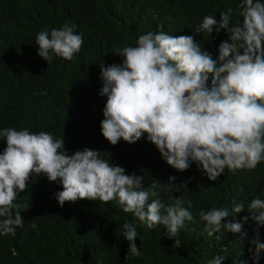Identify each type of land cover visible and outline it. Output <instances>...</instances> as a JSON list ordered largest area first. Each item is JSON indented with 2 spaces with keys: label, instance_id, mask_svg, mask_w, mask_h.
I'll return each mask as SVG.
<instances>
[{
  "label": "trees",
  "instance_id": "16d2710c",
  "mask_svg": "<svg viewBox=\"0 0 264 264\" xmlns=\"http://www.w3.org/2000/svg\"><path fill=\"white\" fill-rule=\"evenodd\" d=\"M238 4L239 0H0V128L51 132L65 137L70 152L85 147L105 150L108 159L129 173L144 175L145 186L155 184L164 203L179 196L191 200L194 216L175 242L164 234L165 226L149 228L115 200L82 198L61 207L53 194L62 185L33 174L15 201L23 225L0 235V264H208L216 254L227 255L222 264H238L250 257L254 221L245 224L246 237L224 228L209 235L199 212L231 208L233 197L243 200L246 208L256 196L264 198V162L255 169H226L212 181L195 163L184 171L173 168L146 138L135 143L121 138L113 145L101 132L107 97L98 95L100 63L122 62L114 50L135 45L138 36L148 31L193 35L217 56L218 45L228 39L227 31H194L205 15L219 20L221 11L229 7L234 10L232 22L242 20L236 14ZM65 21H74L77 31L84 33L81 51L71 61L55 56L48 63L38 55L36 34L59 28ZM2 140L0 151L6 146ZM173 175L177 182L187 181L188 189L182 193L169 189ZM244 215L247 210L237 217ZM125 221L137 226L140 255L129 250L123 237ZM260 231L264 240V227Z\"/></svg>",
  "mask_w": 264,
  "mask_h": 264
},
{
  "label": "clouds",
  "instance_id": "9594fccd",
  "mask_svg": "<svg viewBox=\"0 0 264 264\" xmlns=\"http://www.w3.org/2000/svg\"><path fill=\"white\" fill-rule=\"evenodd\" d=\"M233 12L231 7L221 11L219 20L205 15L194 31H227L228 39L218 45L215 57L193 35L148 31L135 45L114 50L122 62L100 63L98 95L107 97L101 132L111 144L121 138L128 143L146 138L173 168L184 171L195 163L212 181L226 169H255L264 162V0H239L236 14L242 20L232 22ZM78 28L74 21H65L59 28L40 30L35 39L38 55L48 63L55 56L73 60L84 43ZM0 137L6 141L0 151V235L23 225L15 201L33 174L62 185L53 194L61 207L82 198L115 200L149 228L165 226L164 234L175 242L185 222L194 219L191 200L179 196L164 203L155 184L145 186L144 175L129 173L108 159L105 150L85 147L70 152L65 137L28 127L0 128ZM167 187L182 193L188 182H177L173 175ZM245 210L248 215L238 218ZM199 217L209 235L224 228L246 237L245 224L254 221L251 255L238 264H249V259L260 264L264 198L256 196L246 208L243 200L233 197L231 208L202 209ZM121 231L129 250L140 255L136 224L125 221ZM226 256L216 254L208 264H222Z\"/></svg>",
  "mask_w": 264,
  "mask_h": 264
}]
</instances>
